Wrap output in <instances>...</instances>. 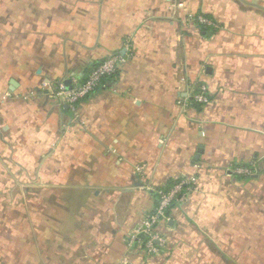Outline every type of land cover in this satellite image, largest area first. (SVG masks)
Returning a JSON list of instances; mask_svg holds the SVG:
<instances>
[{
    "label": "crops",
    "instance_id": "crops-1",
    "mask_svg": "<svg viewBox=\"0 0 264 264\" xmlns=\"http://www.w3.org/2000/svg\"><path fill=\"white\" fill-rule=\"evenodd\" d=\"M110 55L75 111L51 96ZM182 177L147 256L129 237ZM236 255L264 256V0H0V264Z\"/></svg>",
    "mask_w": 264,
    "mask_h": 264
},
{
    "label": "built area",
    "instance_id": "built-area-1",
    "mask_svg": "<svg viewBox=\"0 0 264 264\" xmlns=\"http://www.w3.org/2000/svg\"><path fill=\"white\" fill-rule=\"evenodd\" d=\"M186 21L205 29L218 27L217 22L207 15L196 13L188 16ZM122 58L110 55L106 59L94 64L89 69L83 81L75 80L70 88L63 81L57 83L51 90V96L67 103L72 110H76L79 102L94 92L104 79L112 77L118 70ZM192 100L203 105L209 101L207 89L204 84H199L192 94ZM236 173H249L247 168H236ZM194 182L193 177H182L170 184L167 188L155 192V205L147 212L137 224L129 237V245L133 242L140 243L147 256L160 254L165 248V238L159 231V223L165 219L169 208L180 199L183 191L190 190Z\"/></svg>",
    "mask_w": 264,
    "mask_h": 264
},
{
    "label": "rangeland",
    "instance_id": "rangeland-1",
    "mask_svg": "<svg viewBox=\"0 0 264 264\" xmlns=\"http://www.w3.org/2000/svg\"><path fill=\"white\" fill-rule=\"evenodd\" d=\"M233 260L232 262L234 264L238 263H245V264H260L261 258H264V256L259 255H236V256H230ZM220 262L221 264H227L228 262L223 259V256H220Z\"/></svg>",
    "mask_w": 264,
    "mask_h": 264
},
{
    "label": "water",
    "instance_id": "water-1",
    "mask_svg": "<svg viewBox=\"0 0 264 264\" xmlns=\"http://www.w3.org/2000/svg\"><path fill=\"white\" fill-rule=\"evenodd\" d=\"M210 32H207V35L209 34ZM69 83V82H68ZM68 88H70L71 86H69V84H65Z\"/></svg>",
    "mask_w": 264,
    "mask_h": 264
},
{
    "label": "trees",
    "instance_id": "trees-1",
    "mask_svg": "<svg viewBox=\"0 0 264 264\" xmlns=\"http://www.w3.org/2000/svg\"><path fill=\"white\" fill-rule=\"evenodd\" d=\"M140 244V243H139ZM141 245V244H140ZM141 248H142V250H143V246L141 245ZM144 251V250H143Z\"/></svg>",
    "mask_w": 264,
    "mask_h": 264
}]
</instances>
